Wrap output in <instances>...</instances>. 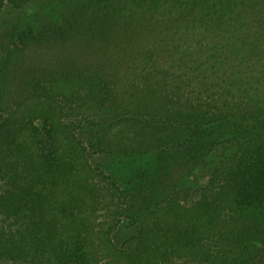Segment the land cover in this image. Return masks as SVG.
Instances as JSON below:
<instances>
[{"label":"trees","instance_id":"16d2710c","mask_svg":"<svg viewBox=\"0 0 264 264\" xmlns=\"http://www.w3.org/2000/svg\"><path fill=\"white\" fill-rule=\"evenodd\" d=\"M263 257L264 0H0V264Z\"/></svg>","mask_w":264,"mask_h":264},{"label":"rangeland","instance_id":"374dc122","mask_svg":"<svg viewBox=\"0 0 264 264\" xmlns=\"http://www.w3.org/2000/svg\"><path fill=\"white\" fill-rule=\"evenodd\" d=\"M54 77L55 76H53L52 79H48V80H51V81L53 80L54 82H57V83H53L52 89H54L60 93L61 92L70 93L75 89L73 82H65V80L53 79ZM48 80L40 82V84L49 87L51 85V82ZM147 162H149V161L146 160V161H141V162L136 163V164H132L134 166L133 173L131 175H129L131 173V171H130L129 174H127V175L129 177L135 175L139 171L140 168H145ZM259 257H260V255H259Z\"/></svg>","mask_w":264,"mask_h":264}]
</instances>
